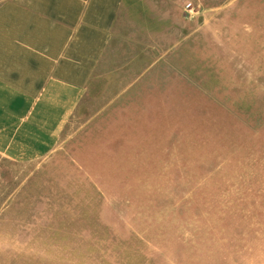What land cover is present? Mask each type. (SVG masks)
I'll return each mask as SVG.
<instances>
[{"label":"rangeland","instance_id":"1","mask_svg":"<svg viewBox=\"0 0 264 264\" xmlns=\"http://www.w3.org/2000/svg\"><path fill=\"white\" fill-rule=\"evenodd\" d=\"M75 91L0 119V264H264V0H125Z\"/></svg>","mask_w":264,"mask_h":264},{"label":"crops","instance_id":"2","mask_svg":"<svg viewBox=\"0 0 264 264\" xmlns=\"http://www.w3.org/2000/svg\"><path fill=\"white\" fill-rule=\"evenodd\" d=\"M125 0H4L0 119L76 101L111 39ZM48 109L44 108V113ZM17 116L16 118H19Z\"/></svg>","mask_w":264,"mask_h":264},{"label":"built area","instance_id":"3","mask_svg":"<svg viewBox=\"0 0 264 264\" xmlns=\"http://www.w3.org/2000/svg\"><path fill=\"white\" fill-rule=\"evenodd\" d=\"M189 6V5H188Z\"/></svg>","mask_w":264,"mask_h":264}]
</instances>
